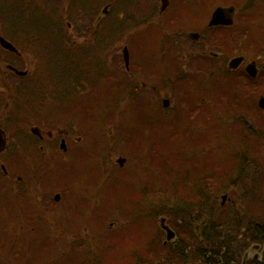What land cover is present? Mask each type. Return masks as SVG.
<instances>
[{
  "label": "rangeland",
  "instance_id": "obj_1",
  "mask_svg": "<svg viewBox=\"0 0 264 264\" xmlns=\"http://www.w3.org/2000/svg\"><path fill=\"white\" fill-rule=\"evenodd\" d=\"M134 1L139 0H108L100 5V28L108 27L105 21L109 17L114 22L111 28L116 31L126 28L127 25L143 29L145 17L142 11L145 7H140V11H137L132 3ZM69 2L71 3V0H51V6L55 7L51 9L53 19L41 11L37 13V17L43 18L34 24L29 0H3V5L0 3V29L5 32L9 29L26 30L29 28L27 21L30 19L32 28L45 29V33L61 28L66 35L64 31L69 28L67 22H74V17L63 16L66 6L71 5ZM81 3L83 1L78 0L76 6L80 7ZM242 4L243 0L240 5ZM142 5L146 6L143 1ZM105 11H109L106 16ZM207 11L208 9L201 10L202 13ZM169 13L170 11L167 16ZM191 14L193 11L189 9L181 11V15L185 17ZM60 16L63 21H60ZM163 21L164 17H161V23ZM148 31L151 32L145 30L133 38L134 49L131 54L139 59L144 57L149 60L150 53L152 55L156 51L157 46L162 44V39L169 40V37L161 38L157 32ZM29 33L17 32L15 36L19 49L25 53L28 52ZM125 34V38L133 36L132 32ZM86 41L88 45L91 43L90 38H86ZM58 42L59 38L55 43ZM117 44L116 51L123 47L125 40ZM164 46L165 44L161 45V51ZM37 49H40V46H37ZM0 50L2 51L1 48ZM1 56L4 61L5 57L11 59L9 54L4 56L3 51ZM113 64L110 62L107 66L113 67ZM32 67L25 66L29 70ZM1 73L0 70V80H6L7 77ZM123 81H120L116 89L110 88L112 84L103 82L104 86L98 87L95 101L90 105L81 103V100L66 101V106L61 108L57 100L50 101L44 113L48 116L47 120L57 126L66 123L74 125L79 141L82 140L83 144L79 145V149L72 147L67 159L59 158L43 163L47 171L35 170L36 188H45L50 184V190L62 188L72 196L70 206L68 207L69 203L65 208L61 206L58 213H52V209L48 211L45 206L39 204L45 211L44 214L41 213L47 219L44 227L18 224L27 216V210L31 207L27 195L19 196L21 192H17L14 186V166L5 165L11 177L7 174L0 177V225L1 221L4 222V226L0 228V264H161V254L166 256V260L171 255L168 248L161 253V238H166V232L161 227L163 216L168 218L172 227L174 225L181 232L180 235L186 238L187 242L193 240L198 243L194 237L197 229L200 230V224L196 221L185 223L179 220L182 219L178 214V210H182L178 207L181 203L164 197V191L170 195L166 187L182 191L185 185L186 189L191 191L185 196L188 202L191 198L201 200L206 193L211 197L225 187L226 192L218 198L213 197L211 206H218L219 203L226 206L228 202H237L242 196V189H239L242 179H250L255 175L264 179V114H247L242 110L224 108L223 91H200L196 86H201V80L198 83L185 80L187 85L175 88L179 80H171L162 75L161 80H157V90L146 88L143 80H126L129 83ZM155 81L148 80V83L155 84ZM204 81L207 84L208 80ZM38 82H44L43 85H36L39 88H48L49 85L51 89L48 91L55 92L57 89L54 80H19V85L24 84L30 89L33 83ZM136 83L140 84V93L132 96L131 89L138 86ZM124 91H127V97H123ZM165 100L168 101V106H165ZM75 103L78 104L74 105ZM23 114L25 118L30 115L25 111ZM244 122L252 126L257 136L248 135L244 131L247 130L242 128ZM4 124L8 132H12L9 135L11 144L16 141L28 142V139L22 138L24 125L20 127L12 117ZM123 131L121 139L115 141ZM163 142L167 149L172 150L170 156L162 150ZM82 148L87 150H81ZM161 150L164 156L160 157L158 154H161ZM245 152L248 154V158L244 157L247 161V168L244 169L246 174L239 178V185L237 181L231 183L228 179L219 189L216 186L207 188V178L210 183L215 174L222 176L221 170L225 167L230 172L229 165L232 168L237 165L231 161L243 160L241 154ZM120 157L127 159L123 167L118 163ZM24 166L32 169L35 164L24 163ZM239 167L237 172L231 170L228 177L238 176ZM163 171L165 176L162 175ZM43 172L44 175L41 174ZM108 176L111 178L99 185V194L96 191L93 196L92 182L95 178H99L101 182ZM262 187L264 188V182L257 189L261 190ZM223 195H226V198L223 199ZM247 198L252 202H241L237 207L244 205L248 210L243 211L264 212L261 201H256L252 194L247 195L245 199ZM3 200L7 203L6 207L2 205ZM182 205L187 207L189 204ZM4 211L9 217L3 220L1 213ZM19 213L20 219L17 218ZM197 214L193 217L189 214L187 218L194 221ZM190 226L193 227L194 233L189 230ZM9 234L11 237L7 238ZM74 237L78 238L75 242ZM254 244L256 243L245 252L248 259L256 255L262 258L264 242L259 243L260 249H255ZM71 245L74 246L70 249ZM88 258L93 261H86Z\"/></svg>",
  "mask_w": 264,
  "mask_h": 264
},
{
  "label": "flooded vegetation",
  "instance_id": "obj_2",
  "mask_svg": "<svg viewBox=\"0 0 264 264\" xmlns=\"http://www.w3.org/2000/svg\"><path fill=\"white\" fill-rule=\"evenodd\" d=\"M82 1L80 7L68 5L64 9L63 16L74 17V22H67L69 28L64 31L66 35L61 28L51 29L46 33L45 29H30L28 52H14L11 64H5L8 69L1 73L7 77L6 80H0V128L3 130V137L7 138V145L5 150L0 152V177H4L1 169L7 176L10 175L7 167L4 169L3 166H14V186L17 192H21L19 196L27 195L31 207L27 210V216L18 224L44 227L47 219L39 204L45 206L48 211L52 209V213H58V208H65L68 203L69 207L71 204L72 196L62 188L50 190V184L45 188H36L35 170L44 169L43 163L59 158L67 159L72 147L79 149V145L83 144L82 140L79 141L74 125L66 123L57 126L47 120L48 116L44 113L51 100H57L61 108L66 106V101L81 100V103L90 105L95 101V90L101 80H108L112 84L115 80H132L134 76L143 80L146 88L149 84V89L157 90V83L147 84V81L161 80L162 65L174 63L175 67L179 65L175 70L179 76L175 80H224L219 78L222 75L226 77L225 80H238V83L245 84L247 90L245 96L248 98V108L242 111L247 114H264L260 105L264 96V0H243L242 5V0H166L165 8L162 4L165 0H142L146 5L143 11V30L155 31L161 37H169L166 41L172 39V45L166 44L162 51L161 45L158 46L150 63L146 59L134 60V57L129 55L128 64L121 61V55L116 53L115 37L111 31L98 28V1ZM38 3L44 6L41 0ZM215 3L218 4L214 6ZM41 6L34 4L30 8L33 20L41 11L51 19L52 11L48 12ZM219 7H224L227 11L215 21L214 13ZM183 9L192 10L193 14L187 17L181 15ZM205 9H208L207 13H202L201 10ZM108 12L105 11V16ZM161 17H164L162 23ZM180 19L184 21L182 24ZM60 21H63L62 16ZM58 38L59 42L55 43ZM86 38L91 39L89 45ZM37 46H40V49H37ZM110 62L114 63L113 67L107 66ZM9 65L18 69L27 65L33 67L28 69L26 76H21L9 69ZM120 73L123 76H120ZM19 80H54L57 89L51 92L48 91L49 85L48 88L36 86L43 85L44 82L33 83L28 89L24 84L19 85ZM81 97L82 99H79ZM45 102L47 103L43 106ZM76 104L78 103L74 105ZM24 111L30 113L26 118ZM240 113L244 115L243 112ZM11 117L20 127L24 125L22 138L28 139V142L10 143L9 135L12 132H8L4 122ZM26 123L28 124L25 127ZM24 163L35 166L30 169L24 166ZM45 170L47 171V168L44 172ZM44 172L41 174L44 175ZM111 176L105 177L101 182L99 178H95L91 186L93 196L96 191L99 194V185H103ZM17 218L20 219V213ZM166 223L170 225L168 218ZM171 228L176 232V236L167 243L166 238H163L164 245L176 243L184 238L178 229L172 226ZM77 237L73 238V242ZM57 241L62 242L59 239ZM73 246L71 245L70 249ZM86 261L92 262L93 259L88 258ZM187 264L209 262L199 259L188 261Z\"/></svg>",
  "mask_w": 264,
  "mask_h": 264
},
{
  "label": "trees",
  "instance_id": "obj_3",
  "mask_svg": "<svg viewBox=\"0 0 264 264\" xmlns=\"http://www.w3.org/2000/svg\"><path fill=\"white\" fill-rule=\"evenodd\" d=\"M39 0H29L30 8L32 5L36 4L41 6L38 3ZM53 1V0H52ZM100 5L105 4L108 0H97ZM41 2L44 4V6H41L43 8H46L48 12H51V9H55V7L51 6V0H41ZM48 2V3H47ZM78 0H71V5L73 7H76ZM1 5H3V0H0ZM87 4L86 2L84 3ZM2 6H0L1 9ZM43 17H37L34 21V24L39 23V20H41ZM107 24V29L112 30L111 26H114V24H110L112 21L107 18L105 21ZM184 21L180 19V23L182 24ZM27 24L29 26L28 29H16L14 31H11L9 29L8 32H5L4 29H0V33L5 35L6 37L10 38L15 42V37L17 36L16 32H23L28 33L30 28H32L30 19L27 21ZM106 28V27H105ZM163 38V37H161ZM17 42V38H16ZM15 42V43H16ZM171 42V41H170ZM169 42V43H170ZM166 45L168 42L164 39H162L161 45ZM172 45V43H170ZM143 49H145L143 47ZM148 52V51H147ZM153 55H149V62L152 61ZM178 65V64H177ZM174 65V63H170L168 66L161 67V71L163 73L164 77H167L168 79L175 80L179 75L175 71L178 69V66ZM161 73V76H162ZM121 76V75H120ZM123 76V75H122ZM219 78H222L224 80H208L207 84H205L204 80H201V86H196L200 88V91L206 90V93L209 92H215L219 89L223 91V100L222 105L224 108L229 107L230 110L233 111H240L243 109L248 108V98L245 96L247 93V90L245 88V84L242 85L238 83V80H225L226 77L224 75L220 76ZM200 80H190L191 83H198ZM259 81V80H258ZM224 82V83H222ZM157 83V80L155 81ZM188 83L185 82V80H179L175 84V88H181L183 85H187ZM119 83H115L113 87L116 89L119 87ZM136 92L135 87L131 89V93L134 94ZM194 93L193 91H191ZM228 112V111H227ZM242 128H246L247 130H244L248 135H254L257 136L256 132L252 130V126L250 124H247L244 122L242 124ZM162 150H165L168 154V156L171 155L172 150L167 149L165 142H163ZM161 150V154H158L160 157L161 155L164 156L163 151ZM239 150V149H237ZM238 154V153H237ZM248 158V154L245 152L241 154V158L243 160L241 161H231L232 163H236L233 168L231 165L230 172H237L239 167V174L228 177L229 170L228 168H223L221 170L222 176L219 174H215L211 178V182L209 183L207 178L205 180V185H208L207 188L210 189L213 187H222V184L225 183L228 179L231 181V183H235L237 181L238 185L240 183L241 176L246 174V171L244 169L247 168L245 166L246 160L244 159ZM161 159V158H160ZM159 159V160H160ZM164 164V163H163ZM162 165V164H161ZM253 166V163L250 164ZM241 168V170H240ZM256 172V167L255 171ZM162 175L165 176L166 173L163 171ZM245 177V176H244ZM243 177V178H244ZM225 178L226 180H223ZM240 178V179H239ZM263 178H264V171H263ZM181 179V183H182ZM264 182V179L260 178L258 175H255V177H251L250 179H242L239 189H242V196H240L237 200V202L232 201L228 202L226 206L220 205L218 206H211L213 203V197H219L220 194L226 192V188L222 187L216 194L209 196V194L206 193V196L202 198L201 200H195L193 198L190 199L188 202L186 199L187 195L191 192L188 189H186V186L184 185V189L182 191L180 190H174V189H168L169 194H166V191H164L163 195L165 198H170L174 202L181 203L178 205L179 208H182V210H178V214L182 216V219H179L185 223L187 221L189 222H197V224H200V230L197 229L196 231V237L197 242L186 241L185 238L180 239L176 243H169L168 245L163 244V238H161V253L164 249L168 248L171 255L169 256V259L166 260V256H163L161 254V264H187L188 261H191L195 258L196 260L202 259L209 262V264H264L263 261L259 259H249L246 263H244V254L246 250L253 244V243H261L264 242V212H248L243 211V209H246L244 205L241 207H237V204L241 202H252L249 200V198L245 199L247 195H251L256 198V201H261V205L264 207V188L262 187L261 190H258L257 188L260 186V184ZM175 186V185H174ZM210 186V187H209ZM200 187V185H199ZM195 189V188H193ZM162 190V189H161ZM7 197V196H5ZM147 198V196H146ZM168 199V200H170ZM216 199V198H214ZM8 200V199H7ZM188 203L189 205L187 207L183 206L182 204ZM2 205L4 207L7 206V203L5 200L2 201ZM177 207V208H178ZM175 208V207H173ZM248 210V209H246ZM184 212V213H183ZM198 213V214H197ZM191 214V217H193L195 214H197L196 220L188 219L187 216ZM1 217L3 220L5 218H8L9 216L4 212L1 213ZM202 217V219H201ZM180 218V217H179ZM184 218V219H183ZM4 226V222L1 221L0 228ZM187 226V225H186ZM173 227L177 230V228L173 225ZM183 225H181V228ZM189 230L193 232V227H188ZM186 230H188L186 228ZM201 231V232H200ZM200 232V233H199ZM11 235L9 234L7 238H10ZM6 239L5 237H3ZM1 242V241H0Z\"/></svg>",
  "mask_w": 264,
  "mask_h": 264
},
{
  "label": "water",
  "instance_id": "obj_4",
  "mask_svg": "<svg viewBox=\"0 0 264 264\" xmlns=\"http://www.w3.org/2000/svg\"><path fill=\"white\" fill-rule=\"evenodd\" d=\"M227 11V9L225 8H218L215 13H214V20L216 21V19L218 18L219 15H221L223 12ZM1 42L5 47H8L12 50H15V47L9 43L8 41H6L4 38H1ZM127 57V56H126ZM168 104V102L166 101V105ZM261 107L264 109V96H262L261 98V102H260ZM5 143H6V139L0 137V149L2 150L5 147ZM124 161V160H122ZM161 223H162V227L167 231V236L168 239L171 240L175 237V232L173 231V229L165 224V218H161ZM260 247V245H256L255 249H258ZM257 257V256H256ZM262 259L264 261V250L262 252Z\"/></svg>",
  "mask_w": 264,
  "mask_h": 264
}]
</instances>
